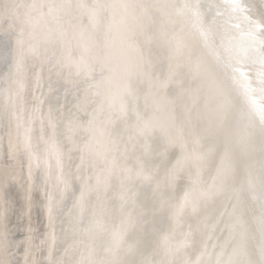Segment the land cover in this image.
I'll use <instances>...</instances> for the list:
<instances>
[{
  "label": "snow or ice",
  "instance_id": "1",
  "mask_svg": "<svg viewBox=\"0 0 264 264\" xmlns=\"http://www.w3.org/2000/svg\"><path fill=\"white\" fill-rule=\"evenodd\" d=\"M0 17V192L25 188L29 215L17 243L0 196V264H264V0H29ZM113 215L142 220L136 244Z\"/></svg>",
  "mask_w": 264,
  "mask_h": 264
},
{
  "label": "bare ground",
  "instance_id": "2",
  "mask_svg": "<svg viewBox=\"0 0 264 264\" xmlns=\"http://www.w3.org/2000/svg\"><path fill=\"white\" fill-rule=\"evenodd\" d=\"M16 2V3H26L29 0H0V5ZM11 21H5L2 17H0V36L3 35V30L10 24ZM3 65L0 64V77L3 74ZM6 151H7V140L6 138L0 142V173H2L6 163ZM161 164V170H163V166L167 163L166 160L158 161ZM174 162V161H173ZM129 164H132L133 161L129 160ZM23 176H27V166L26 163L23 167ZM187 181L183 180L180 182L181 188ZM0 196H4L10 205V210L8 213V228L17 243L24 241L25 237L28 234L29 228V215H28V200L26 198V189L20 187L18 184L13 185L6 190L0 192ZM151 196V192L148 187H142L139 189V193L137 196L138 201H145L148 197ZM33 207L31 210V226L35 228H40L44 225L45 215L44 209L42 207L43 201L42 197L38 192L32 193ZM128 211L132 213L133 217H139V207L138 206H129ZM122 219L125 220V223L122 224ZM107 228L109 231L111 230H120L122 228H126L127 232L124 237L126 245L136 244L138 238L142 235V230L145 225L142 220L135 223V226H131L127 223L126 217H121L120 215H113L107 219ZM196 221L192 217H187L184 225V230L187 231L188 224H195ZM171 221L169 219V212L167 210L157 213L155 217L149 218V227L152 230V239L155 242H158L161 236L169 231ZM22 258V247L20 252Z\"/></svg>",
  "mask_w": 264,
  "mask_h": 264
}]
</instances>
